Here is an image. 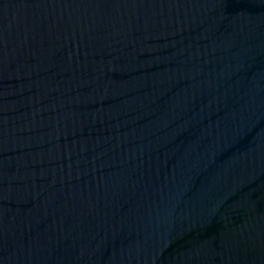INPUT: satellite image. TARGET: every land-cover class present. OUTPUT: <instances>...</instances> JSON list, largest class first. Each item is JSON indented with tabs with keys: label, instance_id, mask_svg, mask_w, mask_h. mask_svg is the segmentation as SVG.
<instances>
[{
	"label": "water",
	"instance_id": "1",
	"mask_svg": "<svg viewBox=\"0 0 264 264\" xmlns=\"http://www.w3.org/2000/svg\"><path fill=\"white\" fill-rule=\"evenodd\" d=\"M0 264H264V0H0Z\"/></svg>",
	"mask_w": 264,
	"mask_h": 264
}]
</instances>
